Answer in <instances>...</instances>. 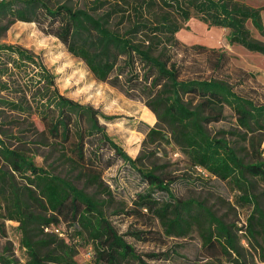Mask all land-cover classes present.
<instances>
[{"label": "trees", "instance_id": "1", "mask_svg": "<svg viewBox=\"0 0 264 264\" xmlns=\"http://www.w3.org/2000/svg\"><path fill=\"white\" fill-rule=\"evenodd\" d=\"M191 17L228 30L229 45L264 55V43L247 29L250 23L264 36L261 9L237 0H90L83 8L50 0H0V38L17 21L37 24L96 80L145 103L156 118L145 142L173 145L190 169L230 184L236 206L249 211L245 224L236 227L200 201L177 197L172 186L178 177L157 174L159 166L145 168L140 157L132 159L109 137L100 119L112 117L60 93L40 56L0 43V233H5L6 221L18 224L24 264H78L81 241L93 250L90 264L168 259L165 253L138 254L126 241V236L148 241L150 227L119 234L107 218L105 209L116 200L102 181L103 170L111 166L103 162L105 149L136 171L144 184L131 207H116L114 215L148 217L166 238L186 239L196 231L204 258L248 264L241 246L246 240L264 260V208L254 194L257 175L241 154L255 135L264 140V104L235 92L218 76L181 78L183 59L178 56L188 50L207 54L215 73L222 65L223 54L216 49L186 46L177 39ZM227 119L234 123L230 130H210ZM28 133L41 136V146L48 148L41 157L51 160L49 169L13 146L25 144ZM58 165L76 173L84 187L54 174ZM88 187L95 191L87 193ZM63 225L72 233L62 232ZM0 264L20 263L5 251Z\"/></svg>", "mask_w": 264, "mask_h": 264}, {"label": "rangeland", "instance_id": "2", "mask_svg": "<svg viewBox=\"0 0 264 264\" xmlns=\"http://www.w3.org/2000/svg\"><path fill=\"white\" fill-rule=\"evenodd\" d=\"M247 6L261 9L262 22H264V0H237ZM51 4L68 3L76 8L89 6L90 0H50ZM247 29L251 36L264 43L261 36L250 23ZM228 30L218 27H208L196 17L183 23V28L176 34L177 39L186 46H204L214 48L223 54L222 65L215 73L211 69L208 55L195 50H188L178 56L183 59L181 78H207L218 76L231 83L234 91L255 102L264 104V55L245 50L238 45H229L226 36ZM0 43H9L22 46L40 56L44 65L56 77V85L60 93L79 102L90 105L99 110L104 116L112 117L111 121L104 122L107 134L119 145L132 159L140 157V162L145 168L159 166L157 174L162 173L167 179L178 177V182L172 188L175 195L183 200L193 199L200 201L210 208L218 217L228 224L241 227L245 224L248 210L236 206L234 202L235 191L228 183L209 178L200 169H190L186 164L184 155L173 145L148 144L145 142V133L148 127L156 125V118L140 100L130 99L121 91L105 82L96 80L87 70L84 63L69 54L65 46L52 35L45 34L35 23L17 21L13 23L0 38ZM228 118L230 112H226ZM233 121L214 124L210 130L214 133L220 130H230ZM36 126L41 131V125L36 121ZM17 133L16 130H13ZM25 144L14 143L28 157H33L38 167H47L51 162H43L41 156L48 154V148L41 146V136L28 133ZM245 161L251 166L256 177L254 194L259 196V202L264 208V140L259 141V136L253 137L252 145L244 144ZM151 151L155 154L147 157ZM103 162H110L111 166L102 172L103 183L110 188L115 197V202L105 209V214L119 234H126L134 230H150L148 241H138L126 236V241L131 244L138 254L165 253L168 259L150 261L149 264H232L226 257L216 259L204 258L201 241L198 233L194 231L186 239L166 238L162 235L157 222L154 224L149 218H134L123 215H114L116 207L122 205L131 207L136 194L142 191L144 184L139 174L133 171L122 160L113 155L111 150H103ZM54 174L73 179L77 187L83 188V182L75 178L64 166H55ZM93 193L94 188L85 189ZM125 204V205H124ZM18 224L12 221L5 222V233H0V253L7 252L20 264L25 262L24 250L20 247V234ZM62 232L68 234L72 230L65 225L60 227ZM255 246L254 243H252ZM244 248V258L248 264H264L259 251H255L247 241H241ZM93 250L90 244L81 241L77 249L75 260L78 264H90Z\"/></svg>", "mask_w": 264, "mask_h": 264}, {"label": "built area", "instance_id": "3", "mask_svg": "<svg viewBox=\"0 0 264 264\" xmlns=\"http://www.w3.org/2000/svg\"><path fill=\"white\" fill-rule=\"evenodd\" d=\"M54 233L58 234V230H54ZM59 236H61V235H59Z\"/></svg>", "mask_w": 264, "mask_h": 264}]
</instances>
